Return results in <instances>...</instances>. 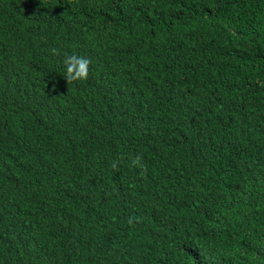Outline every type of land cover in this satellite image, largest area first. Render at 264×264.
Wrapping results in <instances>:
<instances>
[{
    "label": "trees",
    "instance_id": "1",
    "mask_svg": "<svg viewBox=\"0 0 264 264\" xmlns=\"http://www.w3.org/2000/svg\"><path fill=\"white\" fill-rule=\"evenodd\" d=\"M0 264H264V0H0Z\"/></svg>",
    "mask_w": 264,
    "mask_h": 264
},
{
    "label": "clouds",
    "instance_id": "2",
    "mask_svg": "<svg viewBox=\"0 0 264 264\" xmlns=\"http://www.w3.org/2000/svg\"><path fill=\"white\" fill-rule=\"evenodd\" d=\"M90 61L87 58L71 55L63 61V75L68 78V81L77 82L87 79L89 75ZM140 164V159L137 158L134 162Z\"/></svg>",
    "mask_w": 264,
    "mask_h": 264
}]
</instances>
